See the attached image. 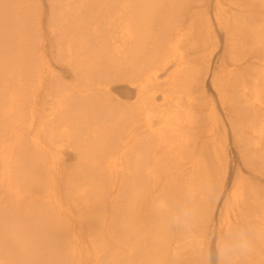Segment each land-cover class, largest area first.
<instances>
[{"label": "bare ground", "instance_id": "bare-ground-1", "mask_svg": "<svg viewBox=\"0 0 264 264\" xmlns=\"http://www.w3.org/2000/svg\"><path fill=\"white\" fill-rule=\"evenodd\" d=\"M201 1L49 0L52 39H44L30 0H0V264H172L169 251L180 244L172 231L146 218V200L163 205L164 198L179 199L198 213L195 198L211 175L195 154L192 131L202 130L219 164L216 151L225 133L222 122L218 130L212 100L206 120L197 125L191 88L201 65L182 51L200 13L204 32L212 35L207 49L212 53L214 23ZM214 2L213 20L228 39L235 16L222 0ZM161 17L158 41L151 55L140 59ZM245 29L259 62L252 80L219 70L210 81L219 103L228 105L233 135L239 142L247 136L239 170L251 174L254 168L264 172V24L248 23ZM43 40L48 48L53 43L55 60L70 69L75 80L70 88L49 69ZM121 80L129 86L125 95L134 92L130 104L110 99L112 83ZM236 101L251 111L241 127L230 117ZM70 153L73 162L66 163ZM243 179L234 181L240 205L223 210L222 231L237 228L236 211L251 213L258 235L238 264H264L263 196ZM189 192L195 193L190 203ZM189 225L177 229L182 244ZM39 228L40 253L33 234ZM197 236L196 245L202 242ZM20 244L30 250L16 255ZM46 250L52 252L49 261ZM194 256L189 264H201L200 254Z\"/></svg>", "mask_w": 264, "mask_h": 264}, {"label": "rangeland", "instance_id": "rangeland-1", "mask_svg": "<svg viewBox=\"0 0 264 264\" xmlns=\"http://www.w3.org/2000/svg\"><path fill=\"white\" fill-rule=\"evenodd\" d=\"M222 1L224 5L223 7L225 9H230L229 14L235 16L227 28L228 39L226 38L225 30L218 28L213 20V10L215 7L214 0H204L201 1V7L203 9L204 5H207L208 14L212 17L211 22L213 21L214 23L213 29L215 30V37L212 43V53L208 55L207 52V49L210 50V42H212L208 40V37L212 38V35H208L206 32H204V24L201 22L203 19L200 13L195 14L199 18L195 17L194 20L192 18L194 27L191 28L190 32H188V37L184 41L185 47L182 49L183 54L188 61H196L198 66L201 65L200 67H197L200 71V73H198L199 81H197V84L191 88V90L193 89L192 96L198 102V104L195 106V118H198L197 125H203L204 121L206 120L205 114L208 111V102L209 100H212L215 104L216 114L218 115V130L221 132V127H219L220 122L224 124L225 128V133H223L224 135L222 134V140L218 144L216 151L218 155L222 156L220 161L223 165L219 164L218 161L213 159L215 153L209 149L208 144H206V138H204L202 130L195 128L192 131L193 134H196L194 138L198 144V147L195 148V154L201 155L206 167H208V172H210L211 175L210 180L205 184V186H211L213 189V195L211 197L205 196L202 191L204 187L202 186L200 188V194L197 198H195L200 203L199 212L196 213V217L194 219L195 224H192L191 220L189 221L191 224L189 225V238H185V240H183V244L178 240L177 229H169L166 226V221L168 218L178 211L180 205H183L182 203H178L179 199L175 201L174 198H164L163 205H161L159 202L153 203L152 201L149 202L146 200L147 204L145 203L144 206L146 210L143 213L146 215V218L151 219V221H153L156 225L162 226L163 230L166 231V228H168L170 231H172L173 235L176 236L175 239L177 240V243L180 244V248L178 250L176 249L172 252L169 251V259L171 260L170 263L172 264H189V261L195 258L194 254H200L204 246H208L213 249L209 264H220V261L218 260L215 253L213 237L219 236L223 233L222 229L224 228L221 219L223 216V210L227 207L237 208V206L240 205V200L237 199L238 197L234 198L233 196L235 193L240 192L238 188L236 192L235 188L233 189L235 179L241 177L244 178L242 181L243 185L248 189H251L252 193L257 194L256 196H259V199L261 194L263 196L262 200L264 201V172H261V170H258V168L254 167V172H251V174H249V172L246 170H239L243 159V154L240 151L244 149L242 146L245 145V138L247 136L242 134L240 136L241 141L239 142L238 135H233L231 132V127L228 123V117H226V108L228 105L226 101V104L224 105L219 103L210 81L213 73H216L219 70L227 71L233 78L244 76L246 80H249L250 78L252 80L251 76L253 70H257L256 65L259 62L257 59H255V57H253V55H251L252 47L250 45L252 44L249 38H247V31L245 27L248 23L254 25H259L261 23L264 24V3H262V1L258 2L256 0ZM30 4L36 8L34 10L40 14V19L42 20L40 27L42 36L44 39H52L51 36H48L49 29L48 24L46 23L50 13L49 0H30ZM188 9L189 12L194 11V7L190 5H188ZM162 19L163 17L159 18L157 21H154L157 25L150 29L149 35L147 37L148 43L143 51L139 54L140 59L147 58L148 55H151L152 48L156 43L155 41H158V36L164 26V24L159 23V21ZM43 42L45 43V49L43 51L45 52L44 59L48 61L50 65L49 69L52 70V72L55 74V77L59 78L58 80L61 84H66L64 88H70L72 83L75 82V80H72L70 69L66 66L64 61L55 60L57 57H55L56 51L53 43L52 47L48 48L47 41L43 40ZM228 45L229 47H227ZM111 86L112 89H110V99H112V101H117L121 105H123V103L130 104L133 102L134 92H129V95H125V92L128 91L127 88H129L125 81L121 80L113 82ZM40 92L41 97H43V94L46 92V90H41ZM250 113V108L247 107L246 103L244 104V101H236V103L230 105V114L232 115L230 117L232 121L236 123V127H241L242 122L246 121L247 117L250 116ZM202 145L205 147V149L202 148ZM70 156V158H65V160H67L66 163L73 162V153H70ZM253 159L257 160L254 157ZM254 176L258 178L255 179ZM208 207L212 208V214L208 215ZM200 210L202 213H200ZM236 213L238 218L237 221L239 223L237 228L244 224L254 222L253 217H251V213L244 214L243 212L241 213L237 211ZM253 224L256 225L255 223ZM41 233L42 229L40 228L33 230L35 245H38L39 253L41 252ZM195 234L198 235V242L200 240L203 242V244L202 242L201 244H194V240H196V238H194L196 236ZM175 246L177 247V245ZM29 250V247L22 249L20 244V251L18 248L16 250V255L25 254ZM49 252L50 251L48 250L44 251V253L48 255L47 257H49L48 261L51 260L49 255H52V252L50 254ZM36 261L40 262V260ZM245 262L246 263L244 264H247V261ZM31 263L32 262L26 261V264ZM80 263L82 262L80 261Z\"/></svg>", "mask_w": 264, "mask_h": 264}, {"label": "clouds", "instance_id": "clouds-1", "mask_svg": "<svg viewBox=\"0 0 264 264\" xmlns=\"http://www.w3.org/2000/svg\"><path fill=\"white\" fill-rule=\"evenodd\" d=\"M203 194L207 197L213 195L211 186L203 188ZM195 193L189 192L187 199L189 203L194 199ZM196 215L194 207L180 205L178 211L171 215L166 221L169 229H182ZM258 235L256 226L252 223L244 224L238 228L227 227L225 231L213 237L215 253L220 264H238V261L248 256L253 250V241ZM213 249L204 246L200 253L202 264H209Z\"/></svg>", "mask_w": 264, "mask_h": 264}]
</instances>
